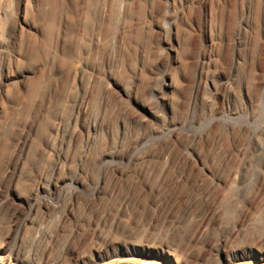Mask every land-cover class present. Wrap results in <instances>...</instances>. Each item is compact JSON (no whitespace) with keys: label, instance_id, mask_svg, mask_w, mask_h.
Here are the masks:
<instances>
[{"label":"rangeland","instance_id":"obj_1","mask_svg":"<svg viewBox=\"0 0 264 264\" xmlns=\"http://www.w3.org/2000/svg\"><path fill=\"white\" fill-rule=\"evenodd\" d=\"M19 1L0 0V264L264 259V0H114L110 26L113 0H23L34 28L11 37ZM58 175L83 184L73 217L67 187L25 221Z\"/></svg>","mask_w":264,"mask_h":264},{"label":"bare ground","instance_id":"obj_2","mask_svg":"<svg viewBox=\"0 0 264 264\" xmlns=\"http://www.w3.org/2000/svg\"><path fill=\"white\" fill-rule=\"evenodd\" d=\"M24 2L25 1H23V0L22 1L20 0L18 2V6L16 9L17 10V12H16L17 18L15 17L16 18V24L12 29L11 37H13V35H16L18 33V30L21 28L22 29L25 28L26 30H32L34 28L33 25L30 23V20H29L30 9L28 8V5L24 4ZM116 12H117L116 1L113 0L109 10L106 11V15H105L107 17V23H106L107 26H110L113 24L115 16H116ZM0 66H1V71L4 74V76L8 79L10 78V80H11L10 72L6 70L5 63L2 60L0 61ZM23 79H24V77L22 76L18 80L22 81ZM20 81H19V83H20ZM165 87L168 90L173 89L172 83L166 82ZM94 131H97L95 126H94ZM86 140L88 142L94 141L91 139L89 133L87 135ZM105 159H106V157L102 156V161ZM139 163H141V159H133V160H129V162L127 163L126 166H128L130 164L138 165ZM114 164L119 165V163H114ZM183 164L188 166V164H190V162H189V160L185 159L183 161ZM116 169L118 170V167ZM117 170H114V171H117ZM40 187L43 188L44 186L40 185ZM67 187H70L69 189H70V199L71 200L66 205V210H65L62 221L65 222L66 219L73 217L74 206L76 207L75 204L82 197L81 195L83 193V184L78 180V178L75 175L74 176L58 175L55 178L51 179L47 188H45V187L43 188L45 190L44 196H42L41 198H32V199L28 198V200L26 201L27 216L25 218V221H28L29 223L33 222L35 219V216L38 215L39 213H41L43 206H44L45 211H44V213L43 212L42 213L45 216H48L49 205L51 207V206H55L56 204L61 202V199H62L63 195L65 194L64 192L66 191ZM58 237H59V231L55 232L51 236V239L56 240ZM54 242H56V241H54ZM120 252L124 253V254L126 253V254H130V255H135V256H137V258L142 259V261H144L148 264H150V263L152 264V262L154 261L153 259L160 260V261L164 262V264H182L181 261L178 258H176V256L174 254L170 253L168 250H159L157 248H154V247L148 246V245H133L131 247L125 246L124 248L120 249ZM248 252H249V254H245L244 252L239 253L237 251H234L230 255H226L225 260H224L225 264L229 263L230 261L235 262V261H238V260H241L244 258L250 259V261L247 262V264H264V259L261 257V253H260V255H257V251H255L254 249H250V251H248ZM115 253H117V252H115ZM96 257L102 261H105L107 259H111L112 263L126 262L127 260H129L127 258L126 259L111 258L110 254H108L106 252L104 253V252L95 250L94 253H92L89 257L78 258L76 261V264H91V260H93ZM257 259H259V261H255ZM38 264H43L42 260L39 261Z\"/></svg>","mask_w":264,"mask_h":264}]
</instances>
